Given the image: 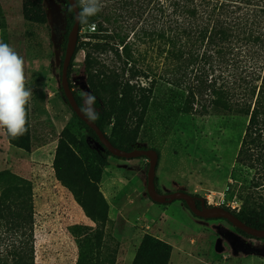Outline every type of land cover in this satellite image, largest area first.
<instances>
[{
  "label": "rangeland",
  "instance_id": "374dc122",
  "mask_svg": "<svg viewBox=\"0 0 264 264\" xmlns=\"http://www.w3.org/2000/svg\"><path fill=\"white\" fill-rule=\"evenodd\" d=\"M109 5L110 2L106 6ZM44 8L48 25L33 24L23 18L22 0H0V41L23 57L26 85L32 91L30 125L34 142L40 139L42 125L46 131L45 145L30 154L9 144L4 146L7 141L0 135V173L26 179L33 187L35 263H107L111 252L117 249L115 264H132L139 242L149 231L165 232L177 246L172 264H264V240L239 234L225 220L199 219L180 200L165 205L153 203L147 194V158H108L99 187L109 204L111 222L100 247L97 225L57 180L53 169L64 128L92 147H101L89 138L61 93L68 5L64 0H44ZM95 26L91 24V30ZM105 27L110 32L118 30V24ZM86 36L84 31L82 42H105V39L97 41ZM92 53L90 48L80 50L71 70L73 91L84 101L85 94H92L90 76L84 66L86 57ZM152 53L140 66L145 71L151 67L160 74L165 73L158 68L162 62L154 60ZM93 56L106 66L108 74H118L121 63L114 51L93 53ZM149 82L140 78L134 83L147 88ZM185 95L183 89L159 81L136 148L159 152L157 186L161 193L184 191L204 199L209 207L239 213L244 205L242 191L245 195L263 190L253 187L258 172L237 164L248 118L214 110L209 104L206 108L195 106L192 114H185L182 111ZM254 255L260 260L250 258Z\"/></svg>",
  "mask_w": 264,
  "mask_h": 264
},
{
  "label": "trees",
  "instance_id": "16d2710c",
  "mask_svg": "<svg viewBox=\"0 0 264 264\" xmlns=\"http://www.w3.org/2000/svg\"><path fill=\"white\" fill-rule=\"evenodd\" d=\"M64 1L68 5V17L61 72L68 36L75 23L73 9L67 0ZM76 2L78 5V0ZM101 2L102 10L89 18V25H96L93 30L80 24L78 45L68 71L70 82L73 61L82 49L90 48L93 53L114 51L118 56V63H121L118 74H108L106 66L93 53L85 59V71L90 76L89 86L95 97L94 107L99 113V119L94 123L115 147L125 151L137 149L140 131L159 81L185 91L182 98L185 114H192L195 106L206 108L209 104L217 111L246 116L248 124L237 164L258 172L253 187L263 190L245 195L242 191L244 205L240 212L226 210L246 225L264 230V0ZM22 14L29 23L48 25L44 0H22ZM115 24H118V30L114 32L105 27ZM84 31L86 37L97 41L105 39V42H82ZM152 52L154 60L162 62L158 68L165 73L160 74L151 67L145 71L140 66ZM140 78L150 80V85L146 88L134 83ZM70 86L73 90L71 82ZM61 93L69 107L62 87ZM74 96L83 109L84 99L75 92ZM27 121L25 135L18 139L6 135V139L12 147L30 154V102ZM79 121L101 149L81 141L64 128L58 140L53 169L57 180L97 225V241L102 248L105 230L111 221L109 204L99 184L103 170L109 164L108 158L113 156L102 146L94 130ZM156 187L160 192L157 178ZM195 197L198 208L203 201L205 207H209L204 199ZM236 231L254 238L239 229ZM172 252L169 243L146 234L132 264H170ZM114 253L117 254V249L111 252L107 263L99 264H115ZM0 264H36L33 187L28 180L8 172L0 173Z\"/></svg>",
  "mask_w": 264,
  "mask_h": 264
},
{
  "label": "water",
  "instance_id": "95a60500",
  "mask_svg": "<svg viewBox=\"0 0 264 264\" xmlns=\"http://www.w3.org/2000/svg\"><path fill=\"white\" fill-rule=\"evenodd\" d=\"M68 4L72 7L75 14V23L69 33L68 42L65 51V57L63 61V67L61 72V87L64 92V96L68 101L69 107L75 116L89 126L97 134L98 139L102 146L108 150V152L115 158L122 160H134L138 158H147L149 160V171L147 175V194L149 199L160 205L170 204L175 201H183L190 212L200 219L205 220H225L231 226L236 229L243 231L244 233L257 238L264 239V230H258L252 228L241 220H239L232 212L219 207H205L204 201L202 202V207L198 208L196 204V197L188 194L184 191H178L173 193H160L156 187V178H157V169L160 160L159 153L154 149H135L132 151H125L120 148L115 147L109 138L104 134L99 127L94 122H89L84 115L82 114L81 108L78 105L76 98L74 96V91L71 89L68 71L73 59V56L76 52L79 32H80V23H78L77 15L79 8L77 6L76 0H67Z\"/></svg>",
  "mask_w": 264,
  "mask_h": 264
},
{
  "label": "clouds",
  "instance_id": "9594fccd",
  "mask_svg": "<svg viewBox=\"0 0 264 264\" xmlns=\"http://www.w3.org/2000/svg\"><path fill=\"white\" fill-rule=\"evenodd\" d=\"M78 23L89 25V18L103 8L101 0H78ZM24 59L8 44L0 41V129H4L11 139L25 135L27 128V105L32 91L26 87ZM85 107L82 114L89 122L99 119L95 97L85 94Z\"/></svg>",
  "mask_w": 264,
  "mask_h": 264
},
{
  "label": "crops",
  "instance_id": "0c3cea01",
  "mask_svg": "<svg viewBox=\"0 0 264 264\" xmlns=\"http://www.w3.org/2000/svg\"><path fill=\"white\" fill-rule=\"evenodd\" d=\"M30 115H31V108H30ZM31 117V116H30ZM30 123H31V120H30ZM41 131H40V133H39V135H40V139H38V141L35 143L34 142V139H33V136H32V129H31V125H30V130H31V149H32V151L34 152L35 151V149H39L40 147H42V144L43 145H45V142H46V140H45V126L44 125H42L41 126ZM3 132L2 133H0V135L2 136V137H4V140H6L7 141V139H6V134H5V131L4 130H2ZM9 144V142L7 141L6 142V144L4 145V146H6V145H8ZM10 145V144H9ZM36 147V148H35ZM160 231V230H159ZM146 233H150V235H152V236H154V237H156V238H158V239H161V240H163L164 242H166V243H169L172 247H173V252H172V255H171V259H172V257H173V255L176 253V252H178V248H177V246L169 239V237L165 234V232H163L162 234H156V233H152V232H147L146 231ZM159 233H161V232H159ZM142 241V240H141ZM141 241L139 242V244H138V247L140 246V244H141ZM137 247V248H138ZM250 258H253V259H259L260 260V257H258V256H252V257H250ZM171 259H170V262H171ZM170 264H172V263H170Z\"/></svg>",
  "mask_w": 264,
  "mask_h": 264
},
{
  "label": "built area",
  "instance_id": "2783aa9c",
  "mask_svg": "<svg viewBox=\"0 0 264 264\" xmlns=\"http://www.w3.org/2000/svg\"><path fill=\"white\" fill-rule=\"evenodd\" d=\"M209 204H210V202H209ZM233 209H235V207L233 206Z\"/></svg>",
  "mask_w": 264,
  "mask_h": 264
},
{
  "label": "flooded vegetation",
  "instance_id": "af4514ba",
  "mask_svg": "<svg viewBox=\"0 0 264 264\" xmlns=\"http://www.w3.org/2000/svg\"><path fill=\"white\" fill-rule=\"evenodd\" d=\"M202 207V206H201ZM200 219V218H199ZM228 223V222H227ZM229 224V223H228Z\"/></svg>",
  "mask_w": 264,
  "mask_h": 264
}]
</instances>
